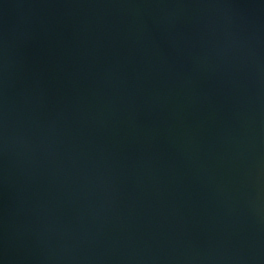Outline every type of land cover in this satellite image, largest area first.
<instances>
[{
  "label": "water",
  "instance_id": "water-1",
  "mask_svg": "<svg viewBox=\"0 0 264 264\" xmlns=\"http://www.w3.org/2000/svg\"><path fill=\"white\" fill-rule=\"evenodd\" d=\"M0 264H264V0H0Z\"/></svg>",
  "mask_w": 264,
  "mask_h": 264
}]
</instances>
